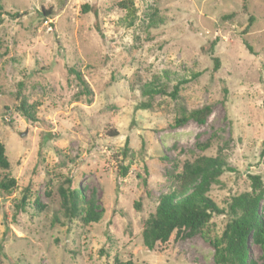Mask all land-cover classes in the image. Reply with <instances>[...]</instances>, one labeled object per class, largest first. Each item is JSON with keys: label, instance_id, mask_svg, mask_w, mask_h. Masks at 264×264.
Listing matches in <instances>:
<instances>
[{"label": "rangeland", "instance_id": "rangeland-1", "mask_svg": "<svg viewBox=\"0 0 264 264\" xmlns=\"http://www.w3.org/2000/svg\"><path fill=\"white\" fill-rule=\"evenodd\" d=\"M122 1L0 0L3 173L17 180L0 198V264H215L213 245L189 229L148 249L146 220L204 159L215 160L206 171L223 163L208 192L221 208L251 190L250 174L264 181V0H249V14L244 0H130L133 21ZM183 79L177 100L148 91L169 93ZM206 105L204 123L175 126L183 108ZM70 185L96 197L98 223L67 216ZM228 220L215 215L205 235H221ZM250 255L261 256L253 241Z\"/></svg>", "mask_w": 264, "mask_h": 264}, {"label": "trees", "instance_id": "trees-1", "mask_svg": "<svg viewBox=\"0 0 264 264\" xmlns=\"http://www.w3.org/2000/svg\"><path fill=\"white\" fill-rule=\"evenodd\" d=\"M249 0H244L243 11L249 14ZM120 7L127 10V16L132 21L135 17V7L132 1L124 0L120 2ZM88 9L89 6H84ZM0 5V12L2 10ZM98 17L97 9H93ZM44 14L52 15L50 10H44ZM21 14L15 13L14 17H19ZM235 16V13L224 15L222 20L230 21ZM255 17L251 14L248 17V22L241 30V33L247 34L253 26ZM99 32L101 27L99 21H96ZM131 24V22H129ZM215 41L212 43L214 45ZM213 47V46H212ZM247 49L252 52V47L246 43ZM213 73H216L221 62L218 57L213 59ZM79 81L84 86V92L89 95L90 91L87 88V82L78 74ZM187 79L180 80L174 85L171 92L160 90V88H149L152 93L168 94L173 99L177 100L180 94L181 86L187 83ZM139 108L149 107L148 104H140ZM19 109L23 115L30 120H37L34 113V108L22 103ZM181 116L175 119V126H183L190 120L198 123H204L211 114L210 106H203L199 109L187 111L185 108L181 111ZM129 149V141L125 144V151ZM215 160L204 159L203 164L196 163L187 166L182 174L178 176V186L170 193L163 195L156 208L155 213H152L146 220V225L143 231L145 246L154 250L157 243H166L171 238L174 232H182L189 229L192 233L201 232L204 237L210 241L214 247L215 264H264V181L258 174H250L251 190L231 196L227 209L221 208L209 195L211 184L218 183L219 177L223 174V163L212 166V170H205ZM9 161L6 155V150L0 141V198L5 195H10L17 186V180L14 177L4 174L3 171L9 169ZM126 169L123 168L125 175ZM199 178V180H198ZM71 184L72 180H68ZM145 186H148L145 180ZM67 213L69 218L80 217L85 224L98 223L102 217L104 210L100 208L96 197L93 195L88 198L82 188H67ZM25 198L17 204V213L23 209ZM135 207L138 211L141 210V203L136 202ZM227 213L229 220L226 223L221 235L210 238L205 235L204 230L209 225L211 219L215 215ZM250 241H253L261 249L260 259H254L250 255ZM2 251V243L0 242V252ZM114 264H136L132 260L121 261L116 259Z\"/></svg>", "mask_w": 264, "mask_h": 264}, {"label": "water", "instance_id": "water-1", "mask_svg": "<svg viewBox=\"0 0 264 264\" xmlns=\"http://www.w3.org/2000/svg\"><path fill=\"white\" fill-rule=\"evenodd\" d=\"M22 135H25V132H23Z\"/></svg>", "mask_w": 264, "mask_h": 264}]
</instances>
